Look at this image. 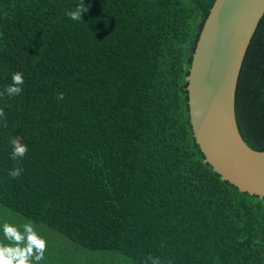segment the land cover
I'll return each instance as SVG.
<instances>
[{
    "label": "trees",
    "instance_id": "trees-1",
    "mask_svg": "<svg viewBox=\"0 0 264 264\" xmlns=\"http://www.w3.org/2000/svg\"><path fill=\"white\" fill-rule=\"evenodd\" d=\"M213 2L0 0V219L8 209L39 231L29 264L69 245L106 264H264V197L213 171L189 120L186 76ZM14 72L24 84L8 96ZM234 109L264 150V13Z\"/></svg>",
    "mask_w": 264,
    "mask_h": 264
},
{
    "label": "water",
    "instance_id": "water-1",
    "mask_svg": "<svg viewBox=\"0 0 264 264\" xmlns=\"http://www.w3.org/2000/svg\"><path fill=\"white\" fill-rule=\"evenodd\" d=\"M264 13V0H214L186 76L188 114L204 161L240 191L264 197V150L241 137L235 91L248 44Z\"/></svg>",
    "mask_w": 264,
    "mask_h": 264
},
{
    "label": "clouds",
    "instance_id": "clouds-1",
    "mask_svg": "<svg viewBox=\"0 0 264 264\" xmlns=\"http://www.w3.org/2000/svg\"><path fill=\"white\" fill-rule=\"evenodd\" d=\"M88 9L84 7L83 3L74 10L66 13L68 17L74 21L82 18V12H87ZM24 84L23 73L14 72L12 74V83L7 85L5 92L8 96L19 95ZM2 95V94H0ZM63 93L59 94L58 99L63 100ZM5 113L0 109V117H4ZM6 126V125H5ZM12 145L11 158L14 160L22 159L28 149L27 145L22 144L18 139L11 138ZM22 168L16 167L9 171V176L13 179L20 176ZM4 235L10 242L9 245H0V264H29V258L35 255V259L39 261L43 258L45 250V242L39 238L30 224L23 226L21 233L15 227L5 224ZM23 245V246H22ZM35 249V252L33 251ZM152 264H160L159 258H151Z\"/></svg>",
    "mask_w": 264,
    "mask_h": 264
},
{
    "label": "rangeland",
    "instance_id": "rangeland-1",
    "mask_svg": "<svg viewBox=\"0 0 264 264\" xmlns=\"http://www.w3.org/2000/svg\"><path fill=\"white\" fill-rule=\"evenodd\" d=\"M6 211V210H5ZM17 214L7 209L5 214L1 217V219L4 221L3 226L5 224L11 225L15 227L16 229H21L20 232H23V226L25 224H30L35 231L37 235L39 231L35 230L34 224L22 217H18L17 226L13 223L16 220ZM0 219V225L2 224ZM20 223V224H19ZM21 225V227H20ZM3 228V227H2ZM0 245H9V241L6 239L4 234L0 235ZM23 246V245H22ZM51 253L50 255H47L52 260L48 263L50 264H64L63 260H70V264H106L105 261L99 260L95 255H92L91 250H87L84 252H79L78 250L72 248L71 245H69L67 248L64 249L63 255L66 256V258L60 259L59 256L55 253L58 252L55 249H50ZM45 254V253H44ZM61 254V252L59 253ZM112 261V260H111ZM110 262V261H109ZM112 264H132V262L122 256H119L118 259H115Z\"/></svg>",
    "mask_w": 264,
    "mask_h": 264
}]
</instances>
